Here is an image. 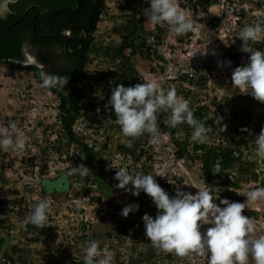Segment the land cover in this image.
I'll use <instances>...</instances> for the list:
<instances>
[{"label": "trees", "instance_id": "trees-1", "mask_svg": "<svg viewBox=\"0 0 264 264\" xmlns=\"http://www.w3.org/2000/svg\"><path fill=\"white\" fill-rule=\"evenodd\" d=\"M3 0H0L2 3ZM147 0H121L119 2L118 15L121 17V21H116L111 28V31L117 35L120 39L117 43L114 42H101L96 44L95 32L98 30V22L102 20V16L109 18L110 11L107 5V0H100L98 12L95 16V24L93 27V32L89 35L84 43V48L82 51L76 50L79 47L81 31L75 29L71 38V48L72 52L65 51V44L68 36L64 34H58L53 38H45L38 35L33 29V19L37 15V26L42 33L49 34L54 30L61 27H86L88 15L91 9V0H15L14 3H9L7 7L10 12L7 14L6 18L0 19V61L7 62L13 68H25L33 70L36 73V77L42 85V74L43 67L40 66L44 64L50 65L51 73L56 75V78L68 77V82L63 85L60 82L51 84L50 87H44L46 89L54 92L58 99V110L60 123L62 128H60V135H64V139L69 144H77L81 147L78 154L71 155L77 163H81L82 155L81 151L85 155L84 165L89 167L91 170L87 176H82L78 173L69 174L67 172H60L55 177L50 176V169L48 164L44 162L39 165L40 169L36 170L38 167L34 155L25 156L24 160L28 165H30L31 170L28 171L33 177L39 175V182L37 187L42 191L41 196H50L53 198L52 202H55L57 194H62L68 196L67 199L70 201L69 209L72 212L78 210L79 215H82V209L78 207V201L82 199L81 197L87 196L89 202L93 201L94 205L106 209V215L101 216V220L107 221L108 216L112 219L116 217V214L108 208V203L112 197L114 190H112V181L105 176L103 169V158L101 157V152L96 150L90 141H87L84 135H78L75 129L77 121L83 116V103L89 98H93L98 94V90L104 89L98 82L104 81L107 83H112V86L123 84L125 87L134 86L137 83H144L143 80L139 79L138 71L133 63L132 56L125 53L126 49L132 48V54L135 55L139 51L140 43L137 42L139 38L144 41L145 34L147 33L145 27V17L144 9L141 7L148 6ZM146 7V8H148ZM31 11L27 13L28 9ZM26 44L33 46L35 51L38 53V63L33 62V64H27L28 56L25 51ZM22 45L23 50H22ZM143 45V44H142ZM95 57L101 58L103 62L107 61L106 70H97L95 73L90 72L88 69V64L92 63ZM61 62V68L56 67V62ZM64 67V68H63ZM44 77V76H43ZM93 77L95 82L87 84L85 82L86 78ZM45 78V77H44ZM198 85L200 88L207 86L204 82H191ZM204 83V84H203ZM111 95L108 94V96ZM93 102L100 105V111L96 113L100 118L97 121V125H104L100 119L108 117V123L105 126L113 127L119 126L115 123V113L110 107H106L102 102ZM205 104H198L195 108L191 107L194 116L205 123L206 127H210L208 132V140L205 143H195L192 141L191 136L193 129L187 125V123H182L181 128L186 132V137L183 139H178L176 144L179 147V153L182 157L189 160L198 159L202 163V171L207 177L209 183L215 187V191L218 192V196L215 201L218 202L220 207L224 205L220 204L223 199H228L232 202L243 203L244 197L238 194L237 190L241 188L242 183L258 182L259 176L256 167V162L250 158V148L256 147L253 142L256 135H258L262 128H264V111H261L259 119L254 121L253 129L247 128V130L236 129L237 137H230L228 140L219 137L221 134L219 116L214 113L215 107H220L222 104L216 97L211 102L207 100L204 101ZM248 113L247 123L252 121L250 113ZM235 117H240L238 111H232ZM10 124V122H9ZM243 132L240 134V132ZM174 134V133H173ZM125 138L122 142L117 143L116 152L122 153L125 157L130 158L136 164V168L133 172H143L148 174L145 162L140 166V163L145 157L146 159L151 158V155L146 151V133H144L139 138L131 141L132 147H127V140ZM60 143V144H59ZM64 143H52L49 148L53 150H58L60 154L63 152ZM6 156L10 158V150L4 151L2 159ZM11 165L10 160H3L0 163V171L4 172ZM216 165H219V173H213L216 170ZM11 167V166H10ZM2 176L3 174H1ZM38 172V174H36ZM154 176V175H153ZM1 179V177H0ZM156 182L169 194L170 197H174L177 192V187L174 185H168L162 183L161 179L154 176ZM51 181V186H46V181ZM61 180L64 181L63 185L68 184L69 186L61 188L57 183L62 184ZM77 180L78 185L74 188L73 181ZM264 181V180H262ZM94 185L97 186L99 190L98 195L92 194V188ZM71 186V187H70ZM131 188L132 185L130 184ZM264 186V183H263ZM70 187V188H69ZM25 188H31L30 183H25ZM61 190V191H60ZM73 190V191H72ZM28 191V190H27ZM22 191L14 188L11 190L12 195H15L13 199H5L0 197V231L6 232L10 237L13 228L16 226L11 222L7 224L6 222L11 218L3 219L1 216H11L9 214L11 210H17L19 212L18 218L23 221L28 217L34 210V207L27 208L25 206L26 197L20 193ZM70 194V195H69ZM100 195V196H99ZM141 201L140 207L137 211L130 212L128 217L125 219V223L115 227H107L105 230H95L92 225L91 233L87 235L88 240H96L101 242L103 245L110 243V246L99 247L102 248L101 252L107 249L111 253L113 262L117 264H158L160 261H164L169 258L167 263L174 262L177 256L170 253H164L154 248L152 243L145 236V225L143 222V215L146 213L145 206L149 209L156 211L157 208L153 203L152 199L143 191L140 192ZM101 197L106 198L107 202H101ZM73 205V207H72ZM8 207V208H6ZM18 208V209H16ZM22 209V211L20 210ZM6 212V213H4ZM8 212V213H7ZM248 217H254L258 212L250 207L246 206L243 213ZM155 214L152 216L155 218ZM52 223H54V217L50 216ZM80 221H82L80 219ZM56 223V221H55ZM141 224L143 228L140 231L135 227L137 224ZM85 225V223H83ZM60 228L62 225H58ZM133 226V227H132ZM133 228L136 230L134 236L131 239L135 242L139 232L146 238L142 244L134 245L130 247H124L118 250L119 247H114L112 242L120 241L124 235H129V230ZM22 240L28 245L35 249L37 261L39 264H84V254L80 250L82 243H79V249L76 254L73 249H65L63 245L65 242L64 235L60 232L55 235L54 226L51 224L45 225V227L40 228L32 224H28L26 228L20 227ZM131 229V230H133ZM18 230V229H17ZM64 232V227L62 229ZM19 232V230H18ZM19 232V233H20ZM86 244L85 236L80 237ZM6 236L2 233L0 235V248L6 245ZM24 241V240H23ZM37 248V249H36ZM0 251V257L1 255ZM4 263L3 264H29L27 257L30 254L26 247L22 249L21 245L14 244L10 247V251H4ZM29 253V254H28ZM28 254V255H27ZM81 257V259H80ZM205 258V256H202ZM35 259V256L32 258ZM72 259L70 262L69 260ZM128 260V263L126 261Z\"/></svg>", "mask_w": 264, "mask_h": 264}, {"label": "clouds", "instance_id": "clouds-1", "mask_svg": "<svg viewBox=\"0 0 264 264\" xmlns=\"http://www.w3.org/2000/svg\"><path fill=\"white\" fill-rule=\"evenodd\" d=\"M14 2L15 0H3L0 3V19L6 18L10 12L7 5ZM147 2L149 3V7H141L144 9L147 31L145 38L143 37L144 41L142 42L141 38L137 41L140 43L139 49L141 51L133 55L132 50L129 55L133 59L136 56L144 58V61L147 63V68H139L142 73L138 72L139 79L143 80L144 83H137L129 87H125L123 84L116 85L111 89V96L106 107H110L114 111L116 117L115 123L120 126L122 136L129 138L126 144L127 147H132L131 141L146 133L145 148L151 155V158L146 159L145 157L138 165L141 167L143 162H145L147 175L143 172L130 173L124 167L119 168L114 176V179L118 181L115 187L131 191L135 196H139L140 192L143 191L155 204L157 208L155 218L147 213L142 217L145 225V236L154 248L177 256L174 262L167 263L169 258H166L158 264H183L185 261V264H249V260H251L252 264H264V234H260V231L257 229V219L264 216V205L262 207L252 206V209L258 212L254 217L250 218L243 214L247 203H255L262 199L264 202V186L252 188L247 193V199L244 203L223 199L220 201V204L224 205V207H220L218 202L215 201L218 192L215 191V194L213 193L215 187L209 183L207 177L204 175L202 171L203 165L200 160H189L182 157L178 152L179 147L175 142L180 138L174 139L179 130L184 131L180 124L187 123L193 129L191 136L193 142L202 144L208 140L210 127H206L205 123L197 119L191 110L190 95L191 93L194 94L200 87L194 83L186 84L185 81H181L172 82L164 85L163 88H159L158 83L153 82L156 80L155 76L150 73L151 66L144 50L148 36L155 33L158 25L165 23L176 36H182L193 29V21L180 8L177 0H147ZM100 21L98 22V26ZM73 28L80 30V27L78 28L77 26ZM262 32H264V28H262L260 23L246 25L238 35V38L242 42L241 51L250 53L249 42L256 41ZM66 36L69 39V35ZM26 46L31 45L26 44ZM23 47L22 45V50ZM65 51H67L66 44ZM37 58L38 53L36 52ZM36 63H38V59ZM227 63L230 65L231 61ZM27 64L33 63H28L27 61ZM39 64L43 67L42 63L39 62ZM148 73L151 74L150 77L147 76ZM50 75L51 77L48 78H44V75V77L42 76V87H50L51 84L57 83L58 79L63 85H66L69 79L68 77H60L56 80L51 71ZM53 79L56 80L55 83H52ZM231 80L233 86L246 90L250 89L248 94L260 103H264V52H251L249 63L246 66L236 67L232 73ZM175 84L181 89L179 91L181 98L177 96L174 89ZM202 88H207V86H203ZM45 90L54 94L49 89L45 88ZM198 104L205 103L202 101ZM195 107L193 106L192 108ZM97 111L99 112V109ZM161 113H166L167 116L161 115ZM167 123L171 127L176 128L171 129V134L173 135V147L177 148V156L170 161L162 159L160 154L154 152L157 146L148 147V141L152 144L159 142V124L166 126ZM16 129L17 125L14 121L8 127H0V148L13 152L25 150V140L21 136L16 135ZM220 130L225 131L226 126L220 128ZM150 134L152 135L150 136V140H148ZM253 142L256 145L257 155L263 157L264 160V128L256 135ZM90 143L96 150L101 152L100 146L97 147L94 142ZM82 157L85 159L83 152ZM101 157L103 158L102 170L104 171L105 159L102 152ZM258 162H260L259 159ZM110 167L113 166L110 165ZM191 169L199 171L195 176L196 178L190 177L189 172ZM262 170L264 172L263 168ZM73 171L78 172L82 176H87L91 170L84 164H80ZM213 173H219V165H216V170ZM153 175L161 179L162 183L177 187L176 195L170 197L156 182ZM198 182L201 185V189L192 192L191 189L195 188ZM129 184L132 185L131 189L127 187ZM93 188L92 194H94ZM98 194L95 193L94 195ZM58 197H61V194H57L55 202H52L53 198L50 196H48V201L46 199L37 200L31 214L21 221V227L26 228L28 224H32L43 228L46 223L51 224L55 228V235L60 232L64 235L62 242H65V245L63 247L68 250L73 249V245L77 243H82L83 246L85 242L80 237L85 236L88 246L84 250V264H112L114 260H112L111 254L108 253L109 250L105 249L102 256L98 255L99 242L91 239L88 240L87 237L91 233L92 225L106 222L101 220V216L107 214L105 208L103 209L94 205L93 201L89 202L87 196L81 197L80 201L76 198L75 201L77 200L78 207L82 209V215H79L78 210L72 212L68 209L67 215H69V219H78V223H72L73 225L68 226V229L72 230V232L64 234L62 231L63 225L60 228L58 226L60 225L59 222L56 221L55 223L54 221L52 223L53 220L50 219V216H54L50 212V206L66 204L69 207L70 205V201L62 202L65 199L64 197ZM83 201H86V205L81 203ZM101 202H104V198L102 197ZM138 209L139 205H127L122 209L121 215L127 218L130 212L138 211ZM91 213L97 214L98 217L94 216L97 219H94L90 215ZM200 229L203 230L200 231ZM109 246L110 243L104 245L107 248ZM205 254L208 255V258ZM28 256L33 258L30 254ZM202 256H205L206 259ZM188 257L197 260H193L194 263H190L191 258ZM74 264L77 263L75 262Z\"/></svg>", "mask_w": 264, "mask_h": 264}, {"label": "rangeland", "instance_id": "rangeland-1", "mask_svg": "<svg viewBox=\"0 0 264 264\" xmlns=\"http://www.w3.org/2000/svg\"><path fill=\"white\" fill-rule=\"evenodd\" d=\"M120 1L121 0H107V5L111 14L109 18H107V16L105 17L104 15L102 16V20L99 23L98 30L95 32L96 44H100L104 41L114 43H117L119 41L120 38L111 31V28L113 27L116 21H121V17L118 16L120 14L118 6ZM25 51L28 56V63L37 62L36 51L33 47L26 46ZM133 62L137 71L140 73L142 72L139 68H147V63L144 61V58L136 56L134 57ZM107 65V61L103 62L101 58L95 57L93 62L88 64V69L90 70V72L95 73L97 70H106ZM47 72L48 68L46 66L43 67V75L45 76V78H48L47 76L49 73L47 74ZM147 76L150 77L151 74L148 73ZM94 81L95 78L93 77H88L85 80L87 84L94 83ZM55 82L56 80L53 79L52 83ZM98 83L102 86L104 85L103 92L102 90H98V94L94 97V99L89 97L83 103L84 113L83 116L77 121L75 129L79 136L84 135L87 141L94 142L97 147H101V152L103 153L105 159L104 174L106 177H108V179H110V181H112V190H114V193L110 198V202L108 203L107 199L104 198V203H108V208H110L116 214V217L112 219L108 216L107 221L103 224H95L93 231L105 230L107 227L110 226L116 228V226L122 225L123 223H125L126 219L121 215L122 209L127 205H139L140 207L141 201L140 194L139 196H135L132 194L131 191H125L124 189H119L115 187V185L118 184V181L114 179V176L119 170V168L124 167L130 173H133V170L137 166L132 159L125 157L120 152L116 153L117 143L122 142L125 139V137H123L121 134L120 126L114 125L112 128L108 125L105 126V124L108 123V119H106L108 117L100 119V121L104 125H97V121L100 116L96 115V113L98 112L97 109H99L100 111L101 108L100 105L98 103L93 102V100L96 102L103 101L104 105H107L108 100L111 96H108V94L111 93V89L113 88L112 83H107V81H100ZM174 89L176 90L177 96L180 97L179 91L181 89L178 87L177 84H175ZM190 96V103L192 104V106H196L202 101L207 100L208 102H211L216 97L218 98L222 105L220 107H215L214 113H217L219 116V124L221 125V128L226 126V130L222 131L221 134H219V137L227 140L230 137H237L236 129L238 128L244 130L249 127V129L251 128L252 130L255 124L254 121L259 119V116L261 115L260 113L263 110L262 107H254V110H252V113H250L253 119L252 121L247 123V119H249L248 113L250 109H252V104L250 103L249 98L245 94L236 93V91L234 90L224 91L223 89L221 90L215 87H207L198 88L194 92V94L191 93ZM57 104L58 98L55 96V94L49 93L47 90H45L44 87L40 85V82L36 77V73L33 70L25 68H13L7 62L0 61V127H8L9 122L11 123L14 121L17 125L16 135L21 136L25 140L26 145L25 150L22 152H13L10 150V158L9 156H6L5 159H2V157L4 151L6 150L0 148V163L3 160H10L11 163V167L9 166L7 168L6 166V170L4 172L0 171L1 174H3L2 176H0V197L5 199L15 198V195H12L11 190L17 188L18 190L22 191L20 193V197H22V195H25L26 197L24 207H34L36 205L37 200L41 201L43 199H46L48 201V196H41L42 191L40 190V188L37 187V183L39 182V175L33 177L32 175H30V173H28V171L31 170V167L24 160L25 156L34 155L38 165L36 170L40 169L39 165L46 162L48 164V168L50 169V176L52 177H55L56 175H58V173L62 171L67 172L69 174L78 173L74 172L73 169L79 166L80 164H84V161H81V163H77L76 160L73 159V157L71 156L78 154V151L79 149H81V147L77 144H69L66 139H64V135L61 136L59 133L61 132L60 128H62V126L60 123L59 110ZM232 111H238L240 117H235L232 114ZM168 127H170L171 129H176L171 126ZM164 128L165 126L161 125L160 129L158 130V134L162 137L163 142L160 146H157L154 152L156 154H160L162 156V159L170 161L171 159L175 158L177 154L173 151L172 136H167L162 133L163 131L166 132V129ZM177 128L179 127L177 126ZM243 130L240 132V134L243 132ZM185 134L186 132L179 130L176 136H174V139H183L184 137H186ZM53 141L54 143H64L62 148L63 152L61 154L58 150L55 151L48 147L52 145ZM250 158L251 160L253 159L257 162L256 167L258 168L259 180L257 183H242L241 188L237 190L238 194L244 197L243 203L246 202V195L252 188L261 187L264 183V181H262L264 180V172L262 170V168L264 169V160L263 157L257 155L256 147L250 148ZM258 159L261 163L258 162ZM82 160H84L83 157ZM110 165L113 167H110ZM189 173L190 177L196 178L195 176L197 173H199V171L191 169ZM36 174H38V172ZM61 182L62 184L57 183L60 189L69 186V182L68 184L66 183V185H63V180H61ZM25 183H30L31 188L26 189ZM51 183V181L47 180L45 185L51 186ZM72 184L75 188L78 185V181L74 180ZM127 187L131 189L130 184ZM93 189L94 194L99 193V190H97L96 185ZM200 189L201 185L198 182L197 186L191 190L192 192H195L199 191ZM61 197L65 198L62 202L68 201V196L61 194ZM81 203H84L86 205V201H83ZM253 205H256L255 207H262L264 205L263 199L255 203H247V206L251 209ZM106 207L107 206H105L104 208L106 209ZM68 209L69 207L66 206V204H60V206H50V212L52 215H54L53 217L55 221L59 222L60 225H63L64 234H69L70 232H72V230L68 229V226L73 225L72 223H78V219H69V215H67V211H69ZM20 210L22 211V209ZM145 210L146 213L150 216L157 214L156 211L149 209L147 206H145ZM8 212L9 214L11 213V216L2 215L1 217L3 219H7L8 217H10L11 220L9 219L6 223L10 224L12 222L13 225L16 226L13 228L10 237L6 234V232L0 231V235H2L3 233L6 236L7 241H5L6 245L0 248V251L2 250L0 264L4 263L3 252L10 251V247L13 246V243L21 245L22 249L26 247L27 251L32 257H34V255L36 254L35 249L31 248L28 243L25 242L26 240L24 238V241L20 238L22 236L19 229L21 227V220L18 218L19 212H17V210H11L10 212V208ZM90 215H92L93 218L94 216L98 217V215L95 213H91ZM135 227L138 229V231H140L141 227L143 228L140 223L137 224ZM208 227H210V225H208ZM131 229L129 230V235H124L120 241H116L115 243L112 242L114 247H119L118 250H120L123 249V246L132 247L134 245L142 244V242L146 238L139 232L137 239L134 242L131 237L132 235L134 236V232L136 230ZM202 230L203 229H200V231ZM75 231L77 230L75 229ZM73 233L75 232L73 231ZM79 245V243L73 245L74 252H76V254L78 252ZM87 246L88 243L86 242V244L84 243L83 246L80 247L82 253H85L84 250ZM103 246L104 245L99 242V247ZM101 250L102 248H99L98 250V255L100 256L103 255ZM108 253H110V251ZM205 256L208 258L207 254H205ZM27 261L29 264H39L36 255L35 259H32L28 256ZM69 261L71 262L72 259H70ZM126 262H128V260ZM112 264H114V262H112ZM249 264H252L251 260H249Z\"/></svg>", "mask_w": 264, "mask_h": 264}, {"label": "built area", "instance_id": "built-area-1", "mask_svg": "<svg viewBox=\"0 0 264 264\" xmlns=\"http://www.w3.org/2000/svg\"><path fill=\"white\" fill-rule=\"evenodd\" d=\"M177 3L194 26L187 34L176 36L165 23L148 36L144 50L151 66L150 73L156 78L153 82L158 83L159 88L172 82H205L209 88L245 94L252 109L258 106L264 111V103L248 94L250 89L233 86L231 80L236 67L249 63L251 52H264V32L256 41L249 42L250 53L241 51L242 42L238 38L246 25L260 23L264 28V0H177ZM131 52V48L125 51L127 55ZM161 115L167 116L166 113ZM168 126L167 123L166 132L162 133L173 136ZM162 142L159 136V142L148 141V147L160 146ZM173 151L177 153V148L173 147ZM257 229L264 234V216L257 219ZM193 260L197 259L191 258L189 262L194 263Z\"/></svg>", "mask_w": 264, "mask_h": 264}, {"label": "water", "instance_id": "water-1", "mask_svg": "<svg viewBox=\"0 0 264 264\" xmlns=\"http://www.w3.org/2000/svg\"><path fill=\"white\" fill-rule=\"evenodd\" d=\"M99 3H100V0H91V9H90V12H89V15H88V21H87V26L85 28H81L80 27V30H81V38H80V45L79 47L77 48V50H80L82 51L83 48H84V43H85V40L87 39L88 35L92 32V29H93V26H94V23H95V16L98 12V8H99ZM31 11V8L28 9L27 13ZM37 15H35L34 19H33V29L34 31L42 36V37H45V38H53L54 36L58 35V34H65V35H69V39L67 40L66 42V50L68 52H71L72 49L70 48L71 45H70V40H71V35H72V32L75 28L73 27H61V28H58L56 30H54L52 33H49V34H45V33H42L38 26H37V23H36V20H37ZM79 28V27H78Z\"/></svg>", "mask_w": 264, "mask_h": 264}, {"label": "flooded vegetation", "instance_id": "flooded-vegetation-1", "mask_svg": "<svg viewBox=\"0 0 264 264\" xmlns=\"http://www.w3.org/2000/svg\"><path fill=\"white\" fill-rule=\"evenodd\" d=\"M76 50H77V49H76ZM72 51H75V50H72ZM53 62H56L55 64H56V67H57V68H61V66H62V65H60L61 62H58V61H55V60L52 61V63H53ZM45 66L48 68V72H47V74L49 73L47 77H51V75H50V66H48V64H44L43 67H45ZM63 68H64V67H63ZM54 78H55L56 80L58 79V78H56V75H54ZM59 81H60V80L58 79V82H59Z\"/></svg>", "mask_w": 264, "mask_h": 264}]
</instances>
